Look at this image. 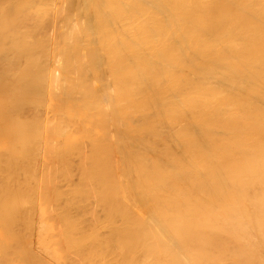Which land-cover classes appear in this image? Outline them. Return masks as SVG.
Wrapping results in <instances>:
<instances>
[{
    "label": "bare ground",
    "instance_id": "obj_1",
    "mask_svg": "<svg viewBox=\"0 0 264 264\" xmlns=\"http://www.w3.org/2000/svg\"><path fill=\"white\" fill-rule=\"evenodd\" d=\"M0 105V142L3 139L6 144L8 139L9 141L12 139L10 142L13 141L18 146L16 142L22 140V142L19 141L23 143V145L20 144L21 150L27 153V156L22 157L26 158L35 153L40 156V153L47 151L49 156L46 155L47 152L43 155H46L48 159H52L56 154L61 155L62 159V155L70 151L72 153L74 151L83 152L88 148L85 147L87 144L90 146V151L95 153L96 160L98 156L103 157L101 170H98L100 165H98V169L95 168L99 171V177L102 175L101 188L103 189L99 194L100 186L98 189L95 187L97 190L94 193L96 192L100 201H103L99 205L103 204V213H106L103 215L105 217L107 215L106 221L101 218L103 222L105 221V226L97 224L99 219L96 223L93 221L91 224L92 220L87 216L85 218L90 220V223L89 220L87 222L89 226L96 224L95 228L98 225L99 228L106 229L107 236L103 240L104 243L101 239L100 243H103V246L105 244L109 251L112 250L111 254L106 249L105 256L108 258L109 255L113 256L109 259L114 264H264V0H0ZM3 105H18V107H2ZM19 105H26L25 107H29V109L30 106L36 105L38 110L39 108L43 110V105H53L52 115L54 114V116L48 117L51 113V109H49V112L46 113L49 114L47 116L49 119L46 120V124L47 122L48 124L44 125L42 123L44 116L40 113L41 116L36 114L39 118L34 119H40L39 122L42 125L35 122L37 120L33 123L31 118L32 125L29 123V126L27 125L28 121L25 120L27 123L24 124L23 119L26 118L24 115L29 119L28 115L30 113L32 115L30 111L33 110L30 109L27 112H30L28 115L23 110V115L20 114L23 116V122H21V117L19 118V123H23V127L17 123L18 129H23L19 131L16 124L12 127V122L10 123L8 120V118H12L11 114L14 117L18 112L21 113L22 110H18ZM54 105L55 107L58 105V107L55 108ZM75 107V114H72ZM31 115L30 117L33 116ZM73 118L80 120L79 123L77 119L75 120L78 126H73L74 130L70 129V124L74 122ZM90 119L93 120L92 129L88 128L85 122ZM6 120H8L11 129L7 123V125L5 124ZM5 126H8L9 129ZM78 127H82L78 131L81 133L80 136L84 134L87 137L82 135L81 138H75L76 136H73ZM87 129L93 130L91 131L93 136L88 137V133H91ZM20 134L24 138H15ZM68 134H73V137ZM13 143L10 144L11 147H13ZM20 146H18L19 149ZM3 147L0 148V151ZM6 148L9 150L8 147H5V151ZM12 149L14 148H11V151H13ZM21 150L19 152H22ZM16 152L14 151L12 154ZM4 153L0 152V156ZM29 153L31 154L29 155ZM8 154L6 152V155ZM23 155L25 154L23 153ZM9 156L6 157L9 158ZM15 156L17 157L16 154ZM33 156L35 157V155ZM10 157L13 158L12 155ZM68 157H71L70 154ZM36 158L38 161V157ZM28 159L30 158L28 157ZM53 159L55 163L53 164L54 161H51V164H58V161ZM68 159L71 160V158ZM43 161L50 164V161L46 162V159ZM84 161L82 162L84 163ZM4 162L6 161L3 160ZM76 162L73 163L77 164ZM91 162L95 164L93 161ZM33 163L35 164L34 161ZM84 164L85 169L88 166H91L92 169V165ZM6 165L8 166V164ZM39 165L35 164L38 169L41 167ZM77 165L76 168L79 167V164ZM14 166L11 165L12 169L16 171L17 167L13 168ZM17 166L20 167L18 168L20 171L25 169L22 164H17ZM32 167L34 168V165ZM8 168L10 167L8 166ZM46 168L48 169L47 166ZM61 168L65 169L64 166ZM71 168L72 170H69L72 172L73 167ZM3 169L4 167H2V171ZM80 169L82 171V168ZM91 169L90 171H92ZM60 170L58 172L63 171L65 174L68 172L67 169V171ZM53 171L56 174L57 170L53 169ZM77 171L75 176H80L81 173L78 175ZM6 172L4 171L3 175ZM11 172L13 173L12 170ZM16 172L14 175H18V170ZM49 172L50 170L47 172L48 175ZM63 172H61L60 178L59 175L57 176V180L70 175L64 176ZM23 174L25 175V172ZM36 174L34 173L33 176ZM8 175L10 177L8 181L12 183L16 179L17 184L22 176L21 174L19 178L13 179L14 175L9 173ZM51 175L53 176V173ZM71 176L73 178L74 175ZM92 176H87V178L94 179ZM6 177L0 180L3 190L8 182L5 180ZM25 177L29 182L28 173ZM67 178L68 183L70 178ZM42 180L44 181V179ZM51 180L49 179L50 182ZM84 180L82 181L88 182ZM61 181L59 182L60 186L56 182L58 187L62 192L63 190L67 192L66 186L70 183L66 186L64 183L63 187L66 188L64 189L61 186ZM75 181L74 183L77 184ZM93 181L92 183H94ZM25 182L23 180V183ZM38 182L36 183L38 184ZM31 183L29 182V184ZM14 184L16 186H13ZM14 184H9L11 190L14 187L20 192L24 188L26 192L22 193L26 196L35 190L31 186L26 187L28 188L26 190L21 185V189H19V185L17 186L16 182ZM23 185L27 186L28 184ZM9 186H7L8 190ZM74 186L76 187V185ZM86 186L84 184V189ZM58 187L56 186V189ZM81 187L76 188L77 191L81 190ZM14 188L12 192L18 191L17 189L14 191ZM50 188L52 189V187ZM45 189L43 188L44 191ZM55 190L53 192L60 195L59 188L58 191ZM71 190H74V187ZM87 191L83 192L88 194ZM65 192L63 193L65 194ZM74 192L77 194L76 190L72 194ZM22 193L21 196L19 194L22 197L20 199L13 194L14 200L12 199V201L16 199L17 202H14L16 205L11 201V197L9 198V201L12 202L9 204L14 205L13 209L12 206L10 208L15 212L14 216H16V212L29 204L27 203L29 200L26 201L24 198L27 197L23 198ZM35 193L34 191L33 194ZM41 194L42 202V200L45 201L47 195L43 196L42 194L41 196ZM55 194L53 193V196ZM66 194H70V192ZM76 194L73 196L77 197ZM97 195L93 196L96 198ZM82 196V199L85 200L86 196L84 194ZM35 197L37 196L35 195ZM57 198L55 200L64 202L63 197ZM79 198L77 200L74 198L76 203ZM34 199L36 198L30 199L32 204L37 203L39 198L36 201ZM53 199L54 197H52V201ZM91 199L89 200L90 204L92 203ZM55 200L52 204L51 201H47L49 204L44 207L47 209H45L46 211H50L49 207L47 208L50 206L52 214L56 210V203L59 202H55ZM6 201L8 202V200ZM92 201L94 202L93 199ZM7 202H4L6 205L3 207L0 206V209L4 210L3 213L1 212L4 217H7L5 214L9 213L5 212L4 207L11 205H8ZM41 202L42 211L43 204ZM60 202L57 204L58 206ZM76 203L70 202L69 209H71V204L77 205ZM0 204L2 205L3 202ZM95 205L92 203V208H95ZM84 206L85 204L83 208ZM88 206H90L89 203ZM67 207L60 205V209L65 208L66 212L63 209L60 211L57 208L58 211L56 210L58 213L59 211L64 212L61 214L65 218L63 216V219L61 217L58 219L59 216L57 218V220H63L61 221L62 225V222L65 225L71 224L77 234H81L87 229L91 232L94 231L90 230L91 226L89 228L85 225V218H83L84 226L81 221L75 220V218H79L77 216L79 213L82 215L81 207V209H77L80 211L78 214H72L73 218L69 213L70 210L67 212ZM33 208L31 209L33 210ZM26 209L23 211L27 212ZM98 209L97 207L94 209L96 213ZM23 211L20 212L23 213ZM46 211L39 213V218L42 214L44 216ZM75 211L76 209H74ZM93 213L94 217L98 216L95 215V212ZM13 214H10L11 217ZM19 214L18 217L21 215V218L19 217L21 221L24 214ZM52 214L48 215L53 218V220L49 219L51 225L55 220V215L53 217ZM92 215L88 216L92 217ZM32 216L33 214L31 218ZM46 216L47 214L45 218ZM27 218L23 219L24 223L15 221V219L13 221L19 222L18 226L23 224L24 228ZM45 218L44 222L40 221V224L36 226L39 238L37 234L35 235L37 239L41 238L43 249L47 255L50 254L53 257L51 250L56 248L53 249L54 246H51V242L54 244L53 240L56 237L49 241L46 240L48 243L44 244L45 236L50 233L46 234V232L51 230L52 234L54 231V228L52 229L51 225H48L50 223L46 224L48 218L46 220ZM67 218H71V220ZM6 220L8 221V218ZM29 221L30 218L26 221V225ZM29 223L30 225L34 224ZM36 223L37 221L32 225L33 228ZM12 226L13 229L8 226L5 228H8L9 232L10 229L14 231L16 226ZM28 226L29 224L27 228ZM32 226H29L31 232L35 231ZM84 227L88 228L84 229ZM16 228L19 232L20 228ZM59 230L56 231H59L62 237L64 230L61 227ZM89 231L87 230L86 234L90 233ZM31 232L30 234L28 232L29 236L34 235V232H32L33 235ZM103 233L106 234L105 232L100 234L103 235ZM18 234L16 235L15 232L16 236ZM83 234L81 235L84 236L85 234ZM95 234L91 233L93 238ZM72 235L69 237L70 239ZM29 236L27 235L26 238ZM11 237L10 239H14V242V235L13 238ZM74 238L73 240H75ZM89 238L90 236L85 238V241ZM10 239H3L7 242L5 245L0 242V245L5 247L11 245ZM16 239L18 238L16 237ZM19 239L16 240L20 243L19 245L27 251V244H29L31 250L32 245L29 239L26 240L29 241L27 243L22 238V241H25L23 243L27 245L26 248V245L19 242ZM70 239L68 242H72ZM83 240L82 243H84ZM77 241L79 243V240ZM96 241L95 243H99V240ZM61 244L64 247V242ZM81 244H77L79 248H72L75 243L72 246L69 245L72 248L70 249L72 254L74 250V253L80 250L81 246L79 245ZM13 245L9 251L8 247L5 248L8 251L4 250L7 254L3 251L6 257L10 258L8 255L10 253L17 258V261L15 257L13 258L16 261L14 263L26 264L25 261L20 262L23 260L21 257H28L29 253L27 255L22 253L21 246V249L18 247L20 252L19 250L16 252ZM93 245L91 247L95 250L101 247V245L98 247V244H96L97 248L94 243ZM85 246L83 245L84 249ZM13 247L16 253L24 256L19 257V254H15L14 250L12 251ZM87 247L90 245L86 246V249H89ZM0 249H2L1 246ZM58 250L53 253L58 255L62 250L67 253L66 256L62 254L63 257H60L61 260L64 259V256L67 257L68 261L63 260L67 264L69 261L71 262V258L74 262L72 264H76L77 261L75 260V262L74 258L84 256L83 252H80L79 255L74 257L75 254H73L70 257L71 252L68 248L69 254L66 249L59 250V252ZM29 252L31 253V251ZM33 252L35 251L33 250ZM107 252L110 254L108 255ZM39 253L37 252L36 256ZM84 253L87 256L86 252ZM42 254L45 255V253ZM33 255L35 256V253ZM57 255L56 259L59 257ZM2 256L4 259V255L1 254L0 257ZM39 256L40 254L38 259ZM6 257L5 259H7ZM31 258L34 262L28 258L29 263L35 264L37 258ZM43 258L39 259L41 263ZM60 258L55 261L60 263ZM100 258L102 259V257ZM100 258L97 259V262ZM11 260L9 259L10 262ZM43 260H45L43 263L47 262L46 259ZM84 260L82 258V261ZM3 261L5 262L2 260L0 264ZM9 261L7 259V264H10ZM102 262L105 264L103 259ZM102 262L100 263L102 264ZM49 263L51 264V261Z\"/></svg>",
    "mask_w": 264,
    "mask_h": 264
},
{
    "label": "rangeland",
    "instance_id": "obj_2",
    "mask_svg": "<svg viewBox=\"0 0 264 264\" xmlns=\"http://www.w3.org/2000/svg\"><path fill=\"white\" fill-rule=\"evenodd\" d=\"M0 106H1V105H0ZM7 106H8V107H9V106H15V107H18V105H7ZM7 106L3 105L2 107H7ZM20 106H22V105H19L18 110L21 109L22 111L19 110V111H21V113L18 112L19 115H18V113L16 114L17 116L14 115V117H16V118L19 116V117L17 118V120H16V118L13 117L12 114H11L12 118L10 117V114H9V117H10L11 119L8 118V120L10 121V123L12 122V127L15 126V124H16L17 129H18V125H20V124H21V127H23V123H19V120H20V119H21V122H23V120H24V124H26V123H27L26 121H28L27 125H29V123L32 122V120H33V123H35V122L38 123L40 119L37 120V119L39 118V117H37V116H38L39 113H40L41 115L44 116V120H42V121H44V122H42V123H44V125H47L48 122H47V124H46V120L49 119L50 117L54 116V114L52 115L53 105H52V106H51V105H43V106H44L43 110H44V109H45V110L47 109L46 111L44 110L45 113H44V111L41 110L40 108H39V110H40V111H39V110L36 108V105H35V106H34V105L30 106V109L33 110V111H30V112H32V115H33V116L31 115L30 112H29L30 114L27 113V112L30 110L29 107H25L26 105H25V106L23 105L24 108H22L23 106H22V107H20ZM28 106H29V105H28ZM45 106H46L47 108H46ZM60 106H62V105H60ZM73 106H74V105H73ZM75 106H76V105H75ZM31 107H33V108H31ZM34 107H35L37 110H36ZM54 107H55V105H54ZM56 107H58V105H57ZM56 107H55V108H56ZM76 107H77V106H76ZM76 107H75V109L72 111V114H75ZM55 108H54V109H55ZM5 109H6V108H5ZM27 109H28V110H27ZM34 109H35L36 111H35ZM49 109H51V110H50L51 113H49L50 115L48 114V115H49V116H48L46 113H47V111H48ZM0 110H1V107H0ZM23 110L25 111V113H26L27 115L29 114V115H28V116H29V119L27 118L26 115H24L26 118L24 117L25 119L22 120V117H23V116H20V114L23 115V114H22V113H24ZM37 111H39V112H37ZM33 112H36V113H34V114H35V117H34ZM42 112H43V114H42ZM48 112H49V111H48ZM36 114H38V115H36ZM45 114H46V115H45ZM30 115H31L32 117H30ZM41 115H39V116H41ZM51 115H52V116H51ZM47 116H48L49 118H48ZM20 117H21V118H20ZM19 118H20V119H19ZM31 118H32V120H31ZM34 118H37V119H34ZM40 118H41V117H40ZM42 118H43V117H42ZM42 118H41V119H42ZM13 119H15V120L12 121ZM27 119H28V120H27ZM76 119H77V121H78V123H79L80 120H79L78 118H73L74 122H73V121H72V122H73L74 124L71 122L72 124H70V126H71L70 129H72L73 126H75V127L78 126V125H77L78 123H77V122L75 123V120H76ZM8 120H6L7 122L5 121V124L7 123L8 126H10ZM25 120H26V121H25ZM35 120H37V121H35ZM90 120H91V119H90ZM90 120H88L89 122H88L87 120H85V122H86V124H87V127L90 128V129H92V128H93V123H92L93 120H91V121H90ZM34 121H35V122H34ZM14 122H16V123H14ZM87 122H88V123H87ZM17 123H18V125H17ZM39 123H40V125H42L41 122H39ZM7 124H6V125H7ZM30 124L32 125V123H30ZM75 124H76V125H75ZM84 125H85V124H84ZM8 126H5V128L7 127V129H9ZM29 126H30V125H29ZM91 126H92V127H91ZM21 127H20V128H21ZM24 128H25V127H24ZM79 128H80V127L77 128L78 130H76V133H77L78 131H80V129H82V127H81L80 129H79ZM10 129H11V126H10ZM12 129L15 130L16 127H15V129H14V128H12ZM22 129H23V128H22ZM22 129H18V130L20 131V130H22ZM73 130H74V128H73ZM73 130H71V131H73ZM87 130H88V132L90 131L89 129H87ZM91 131H93V130H91ZM91 131H90V133H91ZM76 133H75V131H74V135H73V134H68V136H69V135H71V136L73 135L74 137L76 136L75 138H81L82 135H83V137H87V135H84V134H82V135L80 136L81 133H79V132L77 133V135H76ZM89 135H90V136H89ZM91 135L93 136V133H91V134L88 133V137H91ZM48 136H49V134H48ZM68 136H67V137H68ZM73 136H72V137H73ZM79 136H80V137H79ZM18 137H19V139H20V138L22 137V135L20 134L19 136L15 137V138H18ZM22 138H24V137H22ZM11 140H12V139H10V141H11ZM13 140H14V139H13ZM15 140H16V139H15ZM5 141H6V140H5ZM10 141H9V139H8L7 143L5 144V143H4V140L1 139V142H0V148H1L2 146H4V147H3L4 150L1 149L0 152H1V153H2V152H5L4 154L1 155L2 157L0 156V157H1V158H0V161H1V159H2V163L0 164V171L2 172V174H1L0 176H1L2 178L0 177V180L3 179V177L5 178V177L7 176L5 180L8 181V180L10 179L8 173L14 175V174L17 173L16 171L18 170L19 173L22 172V173H20V175H19V173H18V175H14V177L11 175V177H13V179H14L15 177H16V178H19V177L21 176V174H22L21 178L19 179L20 181L18 180V184H17L16 179H14L15 182H16V184H17V186L19 185L20 182L23 183V180H24V182H25V181H26V182L23 183V184H26V185L28 184V185L25 186V185H23V184L20 183L21 187L24 186V187L26 188V187H28V186H29V187L31 186V187L33 188V190L35 189L34 191H35L36 193H39V194H36V193L33 194L34 191H32V193H30L29 191L32 190V188H31V190L29 189V191H27V192H29V195H30V194H33V195H30V196H29V195L26 193V194H27V196H26V195H24V194L22 193V192H26L25 189L22 188V189H23V190H22V189L20 188V185L18 186V188L21 189L20 192H19V190H18L17 188H14V187H13V188L15 189L14 191H16V189H17L18 191H16V192H12V191H13V188H12V190H11V186H9V184L11 185L12 183H13V184L15 183L13 179H12V180H13L12 183H10L9 181L6 182V183H7L6 185L10 187L9 190H8V187H7V186H6L7 189L4 188V187H5V186H4V187H3L4 190L6 189V190L4 191V190L1 188V186H0V188H1V190H2L1 193H0V200H1L0 203L3 202V204H2V205L0 204V206H2V207H3V205H6V204H4V202H5V203L7 202L6 200H8V202H7L8 205H10L12 202H13V203H14V202H15V203L17 202L16 199H15V201H12V199L14 200V195H13V194H15L16 198H19V199H20V198H22V197H20V196H21V193H22V194H23V198H24V196H25V197H27V198H24V199H26V201L29 200V201H27V203H29L28 206H30V207L27 206V207H28V208H27V207L25 206L24 209L22 208V209L20 210V211H23V210L25 211V209L27 208V209H28V210L26 209L27 212H24V211H23V213H22V212L18 211V212H16V216H14V215H15V212H13V210H12V209H13V206L16 205L15 203H14L13 206H12V204H11L10 206H6V208L4 207L5 212H9V213L5 214V216L7 215V217H4V214H2L4 210L2 211V208L0 209V218H1V219H0V228H1V230H0V234H1V235H2V234L4 235V236L2 235V238H3L4 240H5V238H6L7 240H9L10 237L12 236L11 238H13V235H14V237H15V241H14V242H15V245H17V244L19 245V244H20V243L17 242L18 239H19L20 237H21V238H20L21 240L19 239V242H22V243H23V242H25L26 240L29 239V240H30V243H31V245H32V248H31V250H30V248H29V244H27V245H28V248H26L27 245H26L25 243H23V245H24V244L26 245V246L24 245L25 248L27 249V251H26V250L23 248V246H21V245H19V246H18V245H17V246L13 245V243H14L13 240H14V239H13V240L10 239V241H12V244H11V245H13V246L16 248V252H17V250H19V252H20V249L23 248L22 250H23V251L25 250V251L23 252V251L21 250L22 253H24L25 255H27V254L29 253V254L27 255L28 257H26V256H24L23 254L21 255L20 253H16L15 250H14L15 248L13 247L12 251L14 250L15 254H19V255H20L19 257H21V256L26 257V258L21 257L23 260H21L20 262L25 261L26 264H34V263H32V262H34V260H32V258H31V257H33V258H35V259L37 258V259H36V263H38V264H39V263L42 264V263L45 261V260H43V259H46V261H47L46 263H43V264H50L49 261H51V264H53V263H55V264H57V263L60 264V263H62V262H63L62 264H67V263H64V261H63L64 259L67 260V259H66L67 257L65 258V256H66L67 253H64L65 251L63 252L62 249H64V250L66 249V251H67L68 254H69V251H68V250L72 249L73 247L79 248L77 244H79V243L81 244V243H82V240L84 239V240H83L84 243H82L81 245H79V246H81V248H80L81 251H80V250H78V251L76 250L77 252L74 253V251H75V250H74V251H73V254H75V255H74V257H75V256H77V254L79 255L80 252H83L82 255H84V256H83L82 258H83V260H84V259H85V260L82 261V258H81V257H76L77 259L74 258V261H75V260L77 261V262L75 261L76 264H77V263H78V264H82V263H83V264H94L95 262L98 263V264H101L100 262H102V259H103V261H104L105 264H109V262H111L110 264H112V263L114 264V262H112L111 259H109V258H112V257H113V256H110V255H109L110 253H111V254L113 253L112 250L109 251V248L107 249L106 246H105V244H104V246H103V243H104L103 240L105 239V236H107V231H106L105 228H103V227L105 226L104 224H105V221H106L105 219H106L107 215H106V217L104 216L106 213H103V211H104V206H103V204L99 205L100 203H103V201L101 202L100 199H99V197H98V195H97V193H96V192H95L96 194L94 193V191H96V190L98 189L99 186H100V187H99V189H100L99 194L102 193V189H103V188H101V186H102V175L100 174V175H101V176H100L101 178H100V177H99V171L101 170V167H102L101 165H102V163H103V157H102V156H98V157H97V160H96V157H95L96 155H95V153L93 154V153L90 151V146L87 144V146H85V147H88V148H87L86 150H84L83 152H79V151L76 152V151H74L75 153H74V152L72 153V151H70L69 153H65L64 155H62V159L65 157V158H64V161H63L64 163L62 162L61 155H59V154H58V155H57V154L54 155V153H53V154H52V156L54 155L53 158H55V160L58 161V164L53 165V164L55 163L54 159H53V158H52V159H51V158L48 159V157H46V155L49 156V154H48L49 152L45 151V152H47V154H46L45 152L40 153V156H39L37 153H35V154H31V153H29V155L31 154L32 157H30V156H31V155H30V156H28L30 159H28V157L24 158V157H22V156H27V153H25V152H23V151L21 150V147H22V146H20V144L23 145V143H20V142H22V140H19L20 142L18 141V139L16 140V141H18V142H16V143H18V146H20V149H19V147L17 146V144L13 143V141H12V142H10ZM8 142H9V143H8ZM12 143H13V147H11L12 145H10V144H12ZM7 144H8L9 146H8ZM1 145H2V146H1ZM6 145H7V146H6ZM15 145H16V146H15ZM5 147H8L9 150L6 148V151H5ZM11 148H14V149H12L13 151H11ZM15 148H17V149H19V150H16ZM20 150H21L22 152H19ZM10 151H11V152H10ZM14 151H17V152L15 153V154L17 155V157L15 156V154H12ZM85 151H86V152H85ZM6 152H7V154L9 153L8 155H10V156L12 155L13 158L10 157V156H9V158H7L8 155H6ZM90 152H91V153H90ZM10 153H11V154H10ZM17 153H19V154H17ZM21 153H22V154H21ZM23 153H24L25 155H23ZM83 153H84V155H82ZM88 153L90 154V156H89ZM43 154H46V155H43ZM69 154H70L71 157H68ZM74 154H75V155H74ZM76 154H78V156H76ZM3 155H4V157H3ZM5 155H6L7 157H6ZM19 155H20L21 157H20ZM33 155H35V157H34ZM73 155L76 156V157H74ZM14 156H15V157H14ZM52 156H51V154H50V157H52ZM56 156L58 157V158H57L58 160L56 159ZM63 156H64V157H63ZM80 156H82L83 158L80 157ZM91 156H92V157H91ZM5 157H6L7 159H6ZM33 157H34V159H35L36 157H38V161H37V158H36V161H35V160L33 159ZM40 157H41V158H40ZM45 157H46V158H45ZM72 157H73V160H72ZM79 157H80V158H79ZM90 157H91V158H90ZM93 157H94V158H93ZM101 157H102V158H101ZM10 158H11V159H10ZM14 158H15V159H14ZM16 158H17V160H16ZM20 158H21V159H20ZM23 158L25 159L24 161H23ZM68 158H71V160L68 159ZM74 158H75V160H76L77 162L74 160ZM78 158L81 159V160L78 161V160H79ZM87 158H88V159H87ZM89 158H90L91 160H90ZM9 159H10V160H9ZM13 159L16 161V163H15V161H14ZM44 159H46V162L50 161V164H48V163H44V161H43ZM83 159H84V160L86 159V160L84 161ZM99 159H100V160H99ZM101 159H102V160H101ZM3 160H5L6 162L9 161V162H7V163H6V162H4V163L8 164V166H9L10 168H8V166H7L6 164L4 165ZM11 160H12V161H11ZM26 160H27V161H26ZM28 160H30V161H28ZM32 160L35 162L36 166L40 164L39 166H41L40 168L42 169V171H41L40 168H39V169H40V170H39V169L35 166V164L33 163ZM60 160H61V161H60ZM67 160H68V161H67ZM87 160H88V161H87ZM94 160H96V161L94 162ZM98 160H99V162H100V161H101V162L99 163ZM17 161H18V163H17ZM42 161H43V163H42ZM51 161H54L53 164H51ZM82 161H84V163H86V164H88V162H90L88 165H92V169L90 168L91 166L89 167L88 165H87V166H88L89 168L86 167V169H85V164H84ZM91 161H93L95 164H92ZM13 162H14L15 164H12ZM28 162H29V163H28ZM31 162H32V163H31ZM38 162H41L42 164H41V163L38 164ZM60 162H61V163H60ZM66 162H67L68 164H67ZM69 162H70V163H69ZM73 162H76L77 164H79V167L76 168L78 165L75 164V163H73ZM79 162H80V163H79ZM65 163H66V164H65ZM71 163H72V164H71ZM96 163H97V165H96ZM9 164H11V165H15L13 168H16V167H17V168H16V171L13 170L12 167H11V165H9ZM17 164H19V165L22 164V166L24 165L23 167H24L26 170H25V169H22V170L20 171V169H18V168H20V167L17 166ZM32 164L34 165V168L32 167V166H33ZM43 164H44V165H43ZM45 164H46V166L48 167V169L46 168ZM47 164H48V165H47ZM59 164H60V165H59ZM69 164H70V165H69ZM73 164H74V165H73ZM83 164H84V166H83ZM1 165H3V166H1ZM30 165H31V166H30ZM71 165H72V166H71ZM94 165H95V166H94ZM98 165H100V166H99L100 168L98 167ZM22 166H21V168H23ZM39 166H38V167H39ZM43 166H44L46 169H45ZM55 166H58L59 168H58V167H55ZM62 166H64L65 169H64V168H61ZM2 167H4L3 171H2ZM52 167H53V168H52ZM54 167H55V168H54ZM69 167H70V168H69ZM71 167H73V171H72L73 173L71 172V170H72ZM83 167H84V169H83ZM68 168L71 169V170H69ZM75 168H76L78 171H77ZM80 168H82V171H81ZM95 168H97V169L99 168V169H98L99 171H97V169H95ZM6 169H7V170H6ZM8 169H9L10 171H9ZM33 169H35V170H33ZM43 169H44V170H43ZM53 169H54V170H57V171H56V174H57V173H59V174L56 175V174L54 173L55 171L52 172ZM60 169H61V170L63 169L64 171H67V170H68V172H66V174H65V172L61 171ZM66 169H67V170H66ZM90 169H91L92 171H90ZM94 169H95L96 171H95ZM11 170L13 171V173L11 172ZM24 170H25V171H24ZM29 170H31V171L29 172ZM36 170L38 171L39 174H38V173L36 174V172H37ZM49 170H50V172H49V175H48L47 172H48ZM59 170H60L61 172H63V175H64V176L70 174V175H68V176L61 177V180H63V179L65 180V181L63 180L64 182L61 181V180H57L58 177L60 178V176H62V175H61L62 173H61V172H58ZM83 170H84V171H83ZM88 170H89V171H88ZM4 171H5V172L7 171V172H6L7 175H6V174L3 175V172H4ZM40 171H41V172H40ZM69 171H70V172H69ZM76 171H77V174H78V175H79V173H81L80 176H81V178H83L82 180L85 179L84 181H88V182L85 183V182H83V181L81 180V178H79L80 176H77V175L75 176V174H76L75 172H76ZM24 172H25V175L23 174ZM33 172H34L36 175L33 176V174H34ZM45 172H46V173H45ZM88 172H89V173H88ZM90 172H92V173H90ZM93 172H94V175L97 174L98 177H97V175H96V176H94V175L92 176ZM95 172H97V173H95ZM27 173H28V180L30 179L29 182H30V183L32 182L31 184H34L33 186H32L31 184H29V182H27V177H25ZM32 173H33V174H32ZM52 173H53V176L55 175L56 179H55V177H53L52 175L50 176V174H52ZM71 173H72V174H71ZM41 174H42V175H41ZM43 174H45V175H43ZM89 174H91V175H89ZM2 175H3V176H2ZM5 175H6V176H5ZM47 175H48V176H47ZM58 175H59V176H58ZM71 175H74L73 178H72ZM83 175H84L85 177H84ZM37 176H39V177H37ZM43 176H45V178H43ZM46 176H47V178H46ZM49 176H50V177H49ZM57 176H58V177H57ZM87 176H90V177L92 176L94 179H92V178L90 179V177L87 178ZM23 177H24V179H23ZM48 177H49V178H48ZM67 177H69V178L71 179V180L69 179V181H68V183H70V185H68L69 187L66 186V185L68 184V183H67V179H68ZM76 177H78V179H76ZM40 178L44 179V181H46V182H45L46 184L43 183L44 181H43L42 179H40ZM53 178L55 179V182H54V179H53ZM62 178H63V179H62ZM66 178H67V179H66ZM22 179H23V180H22ZM34 179H35V180H34ZM37 179H38V181H39L40 183L37 181ZM49 179H52L51 182L49 181ZM75 179H76V181H75ZM79 179H80V181L83 182V183L81 182L82 184L80 183ZM87 179H88V180H87ZM98 179H99L100 181H99ZM40 180H42V181H40ZM72 180H73V182H72ZM77 180H78V181H77ZM90 180H92V181L94 180L93 182H94L95 184L92 183V181H90ZM96 180H98V182H96ZM10 181H11V180H10ZM48 181H49V182H48ZM52 181H53V182H52ZM60 181H61V186L63 187V186L65 185L67 189L64 188V187H63V188L66 189V191H67L68 193L70 192V194H66L67 192H65V190H63V192H65V194H66V195H65V194L62 192V190H60V187H58V185L60 186V184H59ZM74 181L77 182V184L74 183ZM36 182H38L39 185H38ZM41 182H42L43 186H41V185H42ZM56 182L58 183V185H57ZM62 182H63V183H62ZM89 182H90V184H89ZM52 183H53V184H52ZM54 183H55V184H54ZM64 183H65V184H64ZM79 183H80V184H79ZM91 183H92V185H91ZM63 184H64V185H63ZM71 184H72V186L74 187V190H76L77 194H76L75 192H74V194H72L74 190H71V191H70L71 188L73 189V187L71 186ZM78 184H79L80 187H81V186H82V187L80 188L81 190L78 189V191H77L76 188H79V186H77ZM84 184L87 185L85 189H84ZM93 184H94V185H93ZM0 185H2V184L0 183ZM44 185H45V186H44ZM49 185H51V186H49ZM74 185H76V187H75ZM88 185H91L92 187L89 186V187H90V188H89ZM96 185H97V186H96ZM13 186H16V185L14 184ZM35 186L37 187V189H36ZM40 186H41L42 189L39 188ZM56 186L59 188V191H58V188L56 189ZM29 187H28V188H29ZM50 187H52V189H51ZM95 187H97V189H96ZM28 188H26V190H27ZM38 188L42 190L41 193L43 194V196H46V195H47V198L42 197V198H45V199H44L45 201L42 200V202H44V203H42L41 200H40V198H41V197H40V194H41L40 191H41V190H39ZM43 188H44V189L47 188V189H45V191H44ZM63 188H61V189H63ZM55 189H56V190H55ZM90 189H91V190H90ZM93 189H94V190H93ZM49 190H50V192H49ZM53 190L60 192V195H58L56 192H53ZM85 190H88V191H87L88 194H86V192H83V191H85ZM89 190H90V191H89ZM6 191H7V192H6ZM9 191H10V192H9ZM37 191H39V192H37ZM79 191H82V192L80 193ZM92 191H93V192H92ZM8 192L10 193V195H9ZM17 192H18V193H17ZM43 192H44V193H43ZM48 192H49L50 194H51L52 192H53L54 194H55V193H56V194L53 196V193L50 195ZM78 192H79V197H80L81 199L78 197ZM89 192H92L93 194L91 193V194H92V195H91ZM6 193H8V194H6ZM11 193H12V194H11ZM19 194H20V196H19ZM42 194H41V196H42ZM48 194H49V195H48ZM62 194H64V196H66V197L68 196V197L65 198L64 196H62ZM75 194H76L77 197H74V196H73V195H75ZM80 194H82V195L84 194V196H86V197L84 198L85 200L82 199L83 196H82V195L80 196ZM85 194H86V195H85ZM2 195H3V198H2ZM6 195H8V196H6ZM11 195H12V196H11ZM35 195H36L37 197H35ZM57 195H58V196H57ZM71 195H72V196H71ZM90 195H91V196H90ZM93 195H94V196L97 195L96 198H95ZM18 196H19V197H18ZM31 196H32V197H31ZM59 196L63 197L62 199H64V202H63L64 204H63L62 202H60V200H55L57 197L59 198ZM7 197H8V198H7ZM10 197H11V198H10ZM52 197H54L53 201H54V200H55V202H56V201H59L61 206H64V207L68 206V207H67V212H69V210H70L69 213H71V215H72V214H78L80 211L77 210V209H81V208H82V209H81L82 215L79 213V214L77 215V216H79V218L77 217V218H75V220H76V221H77V220H78V221H81L82 223L85 222V220H86V222H85L86 224L83 223V226H84V224H85L86 226H88L89 228H90V226H91L90 230H92V231L94 230L93 232H91V231H89V229H87V230L90 232V233H88V234H86V233H87V230H86V231L84 230L85 233H84V232H81V234H83V233L85 234V235H84V234H83V235L86 236V237H85L86 239L90 236V238L93 239V240H91L90 238H89L88 240H90L91 242L88 241V240H87L88 242L85 241L86 239H85V238H82V237H84V236H82L80 233L77 234V233L74 231V228H73V226H71V224H67V225H65L64 222H62L63 225L61 224V221H63L62 219L65 218V217L63 216V214H61L63 211L60 212L63 208L60 209V205H59V206L57 205L59 202L56 203V206H57V207L55 206V204H53V205L55 206L56 210H57V208H58V210L60 209L59 213L57 212L58 210L56 211L54 207H53V208H54L55 212H57L56 214H55L54 211H53L54 214L51 213L52 211H51V209H50V206H47V208L49 207L48 210H50V211H46V210H47L46 208H45L46 210L44 209L45 205H48L50 201H51L50 203L52 204V202H53V201H52ZM61 197H60V198H61ZM69 197H70V198L72 197V198L70 199ZM87 197H88V198L90 197V198L88 199ZM92 197H93V198H92ZM9 198L11 199L12 202L9 201V200H10ZM33 198H36V199L39 198V199H37L38 201H36V199H34L37 203H35L34 200H33V203H35V204H32V203H31L32 200H30V199H33ZM49 198H50V199H49ZM58 198H57V199H58ZM60 198H59V199H60ZM74 198H75L76 200L79 198V200L77 201V203H76V200H75ZM91 198L94 200V202L92 201ZM97 198H98V199H97ZM5 199H6V200H5ZM65 199H66V200L68 199V201H69V200H70V201H69V202H68V201H65ZM72 199H73L74 201H73ZM90 199H91V202H92V203H95L96 205H97V203H98L97 206L95 205V208H94V207L92 208V206H91L92 203L90 204V202H89ZM96 199L98 200V202H96V201H97ZM2 200H4V201H2ZM17 200H18V199H17ZM39 200H40L41 204H43V205H42V211H41V207H40L41 205H40ZM82 200H83V201H82ZM47 201H49V202H47ZM79 201H81V202L79 203ZM87 201H88V202H87ZM9 202H11V203L9 204ZM45 202H46V203H45ZM55 202H54V203H55ZM65 202H67V203L65 204ZM70 202H71V203L75 202V203H76L77 205H79V206H78L77 208H75L77 205H75V204H71V209H69V207H70V205H69ZM61 203H62V204H61ZM88 203H89L90 206H88ZM37 204H38V205H37ZM51 204H50V205H51ZM84 204H85V206H84V208H83V205H84ZM35 205H36V206H35ZM11 206H12V209H10ZM33 206H35V207L33 208ZM72 206H73L74 208H73ZM86 206H87V207H86ZM93 206H94V205H93ZM8 207H9V208H8ZM51 207H52V205H51ZM80 207H81V208H80ZM90 207H91V208H90ZM96 207H97V209H98V208L100 209V211H99V209L97 210V213H99L101 216H100L99 214H97L96 211L94 210V209H96ZM101 207H103V208H101ZM7 208H8V209H7ZM31 208H33V210H32ZM37 208H38V209H37ZM39 208H40V209H39ZM85 208H86L87 210H86ZM89 208H90V210H89ZM9 209H10V210H9ZM72 209H73V213H72ZM74 209H76L75 212H74ZM84 209H85V211H84ZM11 210H12V211H11ZM31 210H32V211H31ZM44 210L47 212V213H46L47 216H46V218H45V215H46V214H44V216H43V214H42V215H41L42 219H41V217L39 218V216H40V214H41ZM63 210H65L64 212H66V209H65V208H64ZM92 210H93V212H95V215H98V216L94 217V213L92 212ZM101 210H102V211H101ZM29 211H30V212H29ZM40 211H41V212H40ZM45 211H44L43 213H45ZM78 211H79V212H78ZM86 211H87V212H86ZM98 211H99V212H98ZM1 212H2V213H1ZM11 212L14 213L12 217H11V215H10V214H12ZM28 212H29V213H28ZM31 212H32V213H31ZM33 212H34V213H33ZM64 212H63V213H64ZM76 212H77V213H76ZM17 213H18V214H19V213H20V214H24V216L22 215L23 218L21 219V221H23V219L25 220V219L28 217V215H29V217L27 218L26 221H28L29 218H30V221H29V222H31V224H32V223L35 224V222L37 221V223H36V225H35V227H34L35 229H34L33 226H32V225H34V224L30 225L29 222L27 223V225L29 224V226H30V227L32 226L33 230H35V231H32V232H34V235H33V233L29 230V229H31V228H29V226H28V228H27L26 221H25V224H24V226H25L24 228L22 227L23 224H21V226H18V225H17L19 222L16 223L15 221H17V220L20 221V218H21V217H20L21 215L19 214V215H20V216H19L20 218H19ZM26 213H27V214H26ZM35 213H36V214H35ZM39 213H40V214H39ZM49 213L52 214L51 216H53V217H54V215H55V218H54L55 220H57L58 216H59L58 219H60V217L62 218V216H63V218H62L61 220H57V221L54 220V224L52 223L53 225H51L50 220H53V218L48 216ZM83 213H84V214H83ZM86 213H88V214L85 215ZM30 214H31V215L33 214V216H35V217L32 216V218H31V215H30ZM34 214H35V215H34ZM57 214H58V215H57ZM59 214H60L61 216H60ZM92 214H93V215H92ZM103 214H104V215H103ZM9 215H10V216H9ZM26 215H27V217H26ZM71 215H70V217H71ZM83 215H84V216H83ZM88 215H90V216L92 215L93 218L90 217V216H88ZM102 215H103V216H102ZM8 216H9V217H8ZM56 216H57V217H56ZM80 216H81V218H80ZM86 216H87V218L89 217V219L92 220V221H91V224H93V223H92L93 221L96 223V222L98 221V219H99V221L97 222V224L100 225V226H103V227H102V228H99L100 226L98 227V225H97L98 228H97V227L95 228V227H94V226H96L95 223H94L95 225H91V224H90V226H89V224H87V222H88L89 219L87 220V218H85ZM10 217H11V219H10ZM14 217H16V218H14ZM24 217H25V218H24ZM37 217H38V218H37ZM74 217H75V216H74ZM98 217H99V218H98ZM3 218H4V219H3ZM5 218H6V219L8 218V221H7ZM17 218H19V219H17ZM44 218H45V220H46L47 218H48V220L50 219L49 222H48V220H47L46 224H47V223H50V224H48V225H51V228H52V229L54 228V231L56 232V233H55L54 231H52V234H51V230H50V231H47L46 234H47L48 232H50L48 235H46V236H48L49 238H47V237L45 236L44 240H45V241H46V240L49 241V240H51V239H53V238L56 237V238L53 240L54 244L51 242V246H52V247L54 246L53 249L56 248L57 250H58L59 247H63V244H61V243L64 242V247H65V248H64V247H63V248H59L60 251L62 250V251H61L62 253L60 252L61 254L59 253V254L57 255V254L53 253V252L57 251L56 249L53 250V251L51 250V252H52V256H53V257H51L50 254H49L50 256L47 255V252L44 251L45 249H43L44 245H42L43 243H42V241H41V238H40V240L37 239V237L39 238V236H38L39 233L36 232V231H38V228H37L36 226H37V224H40V221H43ZM51 218H52V219H51ZM71 218H73V215H72ZM71 218H70V219L67 218V219H68V220H71ZM83 218H85V220H84ZM95 218H96V219H95ZM101 218H103V220H105V221L103 222V221L101 220ZM14 219H15V221H13ZM32 219H34V220H32ZM40 219H41V220H40ZM79 219H81V220H79ZM94 219H95L96 221H95ZM31 220H32L33 222H32ZM72 220L75 221L74 219H72ZM90 220H89V223H90ZM2 221H5V222H6L8 228L13 227L12 225H14V227L17 225L16 227H19V228H20V229H19V232H17L18 228L15 227V230H14V231L11 230V229H13V228L10 229V232L13 231L12 233H10V232H9V229H8V228H5V227H7V226H5V225H6L5 222L3 223ZM9 221H11V222H9ZM12 221H13V222H12ZM21 221H20V223H24V221H23V222H21ZM38 221H39V222H38ZM43 222H44V221H43ZM52 222H53V221H52ZM100 222H101V223H100ZM11 223H12V224H11ZM15 223H16V224H15ZM20 223H19V224H20ZM1 224H2L3 226H2ZM8 224H9V225H8ZM48 225H47V226H48ZM54 225H55V227H54ZM68 225H70L71 227L68 226ZM52 226H53V227H52ZM59 226L61 227L62 230H64V233H63V231L61 232V235H62V233H63L62 237L60 236V232H59V231H61V230H59V228H60ZM62 226H64L65 228L62 227ZM3 227H4V228H3ZM48 227H50V226H48ZM57 227H58V228H57ZM66 227H67V228H66ZM88 227H84V229H85V228H88ZM92 227H93V228H92ZM36 228H37V229H36ZM56 228H57V229H56ZM6 229H7V230H6ZM25 229H26V230H25ZM67 229H68V230H67ZM100 229H101V230H100ZM2 230H3V232H2ZM5 230H6V231H5ZM23 230H25V231H23ZM27 230H28V231H27ZM56 230H59V231L57 232ZM72 230H73V231H72ZM104 230H105V231H104ZM22 231L25 233V235H26V233H27L28 236H29V234H30V232H31V234H32L33 236H31V235H30L31 237L29 236L31 239H30L29 237L26 238L27 235L25 236L24 233H23ZM69 231H70V232H69ZM96 231H97V232H96ZM1 232H2V233H1ZM5 232H7L8 234L5 233ZM15 232H16V235H17L18 233H21V234H20V235L18 234V236H16V235H15ZM28 232H29V234H28ZM98 232H99V233H98ZM101 232H105L106 234L103 233V235H102V234H100ZM4 233H5V234H4ZM13 233H14V234H13ZM54 233H55V235H54ZM57 233H59V235H57ZM68 233H70V234H68ZM91 233H93V234L96 233V234H97V235L95 234V237H94V238H95V241H96V239H97V241L99 240V243H95L94 238H93V235H91ZM9 234H10V236H7V235H9ZM35 234H37V237H36ZM65 234H68V235H65ZM72 234H73V235H72ZM79 234H80V235H79ZM1 235H0V236H1ZM22 235H23V237H22ZM49 235H50L51 237H50ZM52 235H53V236H52ZM56 235H57V236H56ZM71 235H72V237H71L72 240L69 238ZM76 235H77L78 237H77ZM88 235H89V236H88ZM99 235H102L103 238H102V236L99 237ZM24 236H25V237H24ZM64 236H65V237H64ZM74 236H75V238H74ZM87 236H88V237H87ZM96 236L99 237V238H97ZM7 237H8V238H7ZM16 237H17L18 239H16ZM34 237H35V238H34ZM63 237H64V238H63ZM76 237H77V238H76ZM79 237L82 238V239L80 240ZM2 238H0V239H1L0 242H3L4 245H5V243L7 242V240L4 241ZM22 238L25 239V241H24V240L22 241ZM33 238H34V239H33ZM58 238H59V239H58ZM66 238L70 239L72 242H68V239H66ZM73 238H74L75 240H76V239L79 240V243H78L77 240H76V241L73 240ZM61 239H62V240H61ZM100 239H101V241L103 242L102 244L100 243V242H101ZM16 240H17V241H16ZM60 240H61V242H60ZM70 240H69V241H70ZM10 241H9V243H11ZM32 241H33V242H32ZM47 241L44 242V244L48 243ZM56 241H57L58 243H57ZM66 241H67V242H66ZM97 241H96V242H97ZM26 242L28 243L29 241H26ZM92 242H93L95 245H96V244L99 245V246L96 245V248H97V246L100 247V245H101V247H103V248H105V249H103V248L101 249V247H100L99 249H96V250H95V248H92V247L94 246ZM3 243H2V244H3ZM9 243H8V244H9ZM38 243H39V244H38ZM69 243H71V244H72V243H73V244L75 243V245L72 244V245H73V246H72V245L69 244ZM0 244H1V243H0ZM8 244H6V245H8ZM55 244L58 246V248H57V246H56ZM65 244H67V245L65 246ZM68 244H69L70 246H72V248L69 247ZM87 244L90 245V247H87V248H89V249H86ZM11 245L9 244V245L7 246L8 248L5 247V246H3V245H0L2 249H3V247H4L3 250L0 249V250H1L0 253H1L2 255H4V259H2L3 256L0 257V259L5 260V262L7 261V259H8V261H9V259H12V260H11L12 263H11L10 261H9V263H10V264H16V263H14L15 260H13V258H14L15 256L10 255V253H9L8 255L10 256V258H8V256L6 257V254H7L6 251H7V250H6L5 248H7L8 251H9V249L11 250V247H12ZM31 245H30V247H31ZM41 245H42V246H41ZM83 245H84V246L86 245V246H85V249H84ZM9 246H10V247H9ZM20 246H21V248H20ZM55 246H56V247H55ZM91 246H92V247H91ZM18 247H19L20 249H18ZM45 247H46V246H45ZM67 248H68V250H67ZM76 248H75V249H76ZM32 249H33L35 252H33ZM38 249H39V250H38ZM51 249H52V248H51ZM91 249H93V250H91ZM106 249L108 250V252H110V253L107 252L108 255H109V258L105 256V255H106V252H105ZM4 250H6V251H4ZM59 250H58V252H59ZM85 250H86V251H85ZM97 250H98V251L100 250V251L102 252V254H101L100 251L98 252ZM102 250H104V251H102ZM107 250H106V251H107ZM3 251H4L6 254H5ZM8 251H7V252H8ZM29 251H31V253H30ZM39 251H40V253H39ZM89 251H91V252L93 251V253H91V252H89ZM95 251H97V252H95ZM10 252H11V251H10ZM32 252H33V254L35 253V256H36V253L38 252V253L40 254L39 259L45 257V258H43V259L41 260L42 263H41V262L39 261V259H38V255H39V254H37V256L35 257V256L32 254ZM58 252H57V253H58ZM70 252H71V253H70L69 255H70V257H71L73 254H72V251H71V250H70ZM78 252H79V253H78ZM84 252H86L87 256L85 255ZM88 252H89V253H88ZM103 252H104L105 254H104ZM42 253H45V255L42 254ZM97 253H98V254H101V255L98 256ZM1 254H0V255H1ZM54 254H55V255H54ZM62 254H64L65 256H64V259L61 260L60 257H63ZM88 254H89V255H88ZM94 254H95V255H94ZM96 254H97V256H96ZM103 254H104V256H105V260H106V261H109L108 263L104 260V258H103V257H104ZM31 255H33V256H31ZM56 255L59 256V257H57L58 259L55 258ZM90 255H91V256H90ZM29 256H31V257H29ZM46 256H47L48 258H47ZM85 256H86V257H85ZM95 256H96L97 258H96ZM5 257H6L7 259H5ZM40 257H41V258H40ZM93 257H95L96 259L93 258ZM100 257H102V259H101ZM15 258H16V257H15ZM28 258H29V260L32 261V262L30 261L31 263H29ZM49 258H50V259H49ZM51 258H52V259H51ZM53 258H54V260H53ZM59 258H60V261H61L60 263H59V261L56 262L57 260H59ZM79 258H81V260H79ZM87 258H90V259H87ZM91 258H93V259L96 260V261H94V260L91 259ZM99 258H100L101 261L98 260L99 262H97V259H99ZM106 258H107L108 260H107ZM48 259H49V260H48ZM55 259H56V261H55ZM68 259H69V256H68ZM2 260H1L0 262H2ZM27 260H28V261H27ZM69 260H70V259H69ZM78 260H79V262L81 261L82 263H81V262L79 263ZM16 261H17V258H16ZM16 261H15V262H16ZM53 261H54V262H53ZM67 261H68V260H67ZM5 262L3 261L2 264H7V263H8V262H6V263H5ZM23 263H24V262H23ZM36 263H35V264H36ZM69 263H70V264L74 263V262H72V258H71V262L69 261ZM69 263H68V264H69ZM102 264H103V262H102Z\"/></svg>",
    "mask_w": 264,
    "mask_h": 264
}]
</instances>
